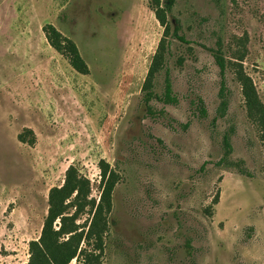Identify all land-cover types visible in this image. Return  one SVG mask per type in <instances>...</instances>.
Instances as JSON below:
<instances>
[{
	"label": "rangeland",
	"instance_id": "obj_1",
	"mask_svg": "<svg viewBox=\"0 0 264 264\" xmlns=\"http://www.w3.org/2000/svg\"><path fill=\"white\" fill-rule=\"evenodd\" d=\"M176 20L188 44L171 40L165 69L179 103L153 100L149 114L142 87L164 29L148 0H0V264L28 263L70 166L98 204L102 162L119 180L101 264H264V142L231 70L217 119L211 52L221 39L230 58L247 35L243 68L264 104V0H176ZM48 24L77 44L89 75L50 46ZM229 131V159L249 175L218 164ZM92 217L77 222L88 231Z\"/></svg>",
	"mask_w": 264,
	"mask_h": 264
},
{
	"label": "trees",
	"instance_id": "obj_2",
	"mask_svg": "<svg viewBox=\"0 0 264 264\" xmlns=\"http://www.w3.org/2000/svg\"><path fill=\"white\" fill-rule=\"evenodd\" d=\"M176 0H148V6L153 11L156 20L164 29L156 53L154 54L146 79L144 81L143 101L149 114H154L151 102L158 100L165 105H177L179 100L174 95L170 71L166 68V57L169 54L171 40L176 39L188 44L181 34V25L178 20L171 28L169 16L172 14ZM50 46L65 57L70 66L81 75H89L90 69L77 44L64 36L53 25L43 28ZM248 36L238 39V48L232 51L230 58L225 54L221 39L217 40L216 48L212 49L215 64L219 68L221 84L219 90L220 104L216 110L218 118H224L229 108V88L227 72L231 70L236 80L242 86V94L248 117L260 130L264 142V104L261 102L252 79L244 72L243 62L247 56ZM166 70L164 91L161 96L155 93V79L157 74ZM199 114L207 115L204 102L199 101ZM231 131L223 136L224 154L219 165L235 167L239 174L249 175L243 167V162L233 163L229 157L232 154ZM33 134V132L31 131ZM20 140L25 142L22 136ZM101 198L98 204L90 199V181L75 166H70L65 174L61 186L53 187L48 195V212L44 221L41 236L38 240L29 243V261L27 264H70L73 260L78 264H101V254L104 251L105 235L108 231V215L112 209L113 193L119 180V175L111 170L109 164L101 163ZM218 199V198H217ZM216 199V200H217ZM216 202V201H215ZM90 210L93 215L88 231L86 226L78 224V220ZM59 223L56 228L55 223Z\"/></svg>",
	"mask_w": 264,
	"mask_h": 264
}]
</instances>
